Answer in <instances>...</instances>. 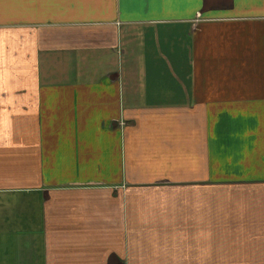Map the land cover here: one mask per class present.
<instances>
[{
    "label": "crops",
    "instance_id": "obj_1",
    "mask_svg": "<svg viewBox=\"0 0 264 264\" xmlns=\"http://www.w3.org/2000/svg\"><path fill=\"white\" fill-rule=\"evenodd\" d=\"M0 264H264V0H0Z\"/></svg>",
    "mask_w": 264,
    "mask_h": 264
}]
</instances>
